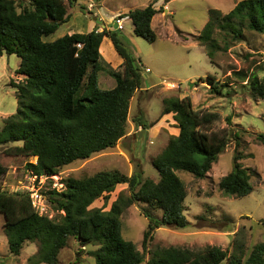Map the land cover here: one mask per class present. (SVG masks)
Masks as SVG:
<instances>
[{"label": "trees", "instance_id": "obj_1", "mask_svg": "<svg viewBox=\"0 0 264 264\" xmlns=\"http://www.w3.org/2000/svg\"><path fill=\"white\" fill-rule=\"evenodd\" d=\"M67 2L71 8H84L78 0ZM156 13L157 9L149 3L121 16L128 15L133 32L152 42L156 33L151 21ZM68 15L64 0H0V57L16 55L19 64L15 73L25 76L9 80L17 109L3 118L0 147H4L6 155L35 157V162H27V169L36 177H50L63 166L114 147L127 133L130 100L144 87L142 68L115 31L94 28L44 40L67 21ZM245 29L264 33V0H240L225 13L210 9L196 40L215 62L216 52L244 39ZM105 37L122 59L116 67L101 55L100 45ZM100 71L115 80L114 87L99 86ZM259 72H264V66L251 72L233 71L252 96L264 98V75L259 76ZM205 79L210 92L217 95H223L230 83L218 84L210 74ZM169 113L179 132L171 135L152 159L159 174L157 181L143 178L141 169L131 175L108 169L67 177L61 189L53 188L47 193L52 208L59 213L54 217L39 213L30 191L10 192L0 187V213L9 251L19 255L27 243L35 242L37 251L28 258V264H57L59 251L73 237L82 246H96L90 251L95 264H140L143 252L122 235L121 216L131 204L142 203L161 211L159 216L142 209L148 220L142 239L143 250L149 251L145 264H264V240L246 254L245 241L238 236L231 252L215 245L196 250L174 245L148 249L156 228L182 229L189 224L184 213L186 186L178 172L204 178L232 136L226 128L213 129L218 114L195 108L189 95L163 97L160 117ZM226 120L230 123L231 117ZM235 136H239L238 132ZM239 158L234 156L232 169L218 184L222 194L235 198L253 190L251 173ZM6 172L0 163V178ZM122 183L127 184L129 193H120L108 210L90 208L101 196L108 200L110 192Z\"/></svg>", "mask_w": 264, "mask_h": 264}, {"label": "rangeland", "instance_id": "obj_2", "mask_svg": "<svg viewBox=\"0 0 264 264\" xmlns=\"http://www.w3.org/2000/svg\"><path fill=\"white\" fill-rule=\"evenodd\" d=\"M64 1L69 12L67 21L43 39L52 41L65 34L87 32L100 26L115 31L142 68L144 87L131 98L127 133L114 147L63 166L50 177H36L27 169V162H35V157L6 155L4 147H0V163L7 168L0 178V187L10 192L30 191L39 213L54 217L59 213L52 208L47 193L53 188L61 189L67 177H83L108 169L131 175L141 169L143 178L157 181L159 174L152 159L162 151L168 138L179 132L172 113L160 117L162 99L189 95L195 108L218 114L213 129L226 128L232 136L204 178L178 172L186 186L184 213L189 224L182 229L156 228L148 249L174 245L196 250L215 245L231 252L238 236L244 239L247 254L254 244L264 240V98L252 96L245 82L239 80L233 71L251 72L264 66V33L245 29L244 39L233 42L225 51H217L213 62L196 38L209 18L210 9L225 13L240 0H78L85 9L77 5L71 8L67 0ZM149 3L157 9L151 21L156 33L154 41L136 35L130 18L122 23L123 29H117L115 21L119 15ZM104 40L106 42L100 45L101 55L116 67L122 61L118 62L119 56L109 50L107 40L110 39L105 37ZM18 64L19 58L14 54L0 58V130L5 115L17 109L14 89L8 83ZM145 67L149 72H145ZM4 70L7 72L3 75ZM208 74L214 75L218 84L230 81L223 89V95L210 92V84L205 79ZM258 74L262 76L264 72ZM98 80L101 88L109 87L108 81L115 84L105 71L98 73ZM191 82L193 86H190ZM169 83L178 87H169ZM228 116L231 117L230 123L226 120ZM235 155L240 156L239 161L251 173L253 185V190L240 198L222 194L218 186L220 179L232 169ZM122 192L129 193L126 183L117 184L108 200L101 196L92 202L90 208L108 210ZM142 209L161 215V211H154L146 204L133 203L121 216V232L143 252L140 264H145L149 251L143 250L142 239L148 220ZM3 224L4 217L0 213V261L28 264V258L37 251V244L27 243L19 255L12 254ZM95 248L94 245L82 246L69 237L67 245L59 251L57 264H95L90 255Z\"/></svg>", "mask_w": 264, "mask_h": 264}, {"label": "crops", "instance_id": "obj_3", "mask_svg": "<svg viewBox=\"0 0 264 264\" xmlns=\"http://www.w3.org/2000/svg\"><path fill=\"white\" fill-rule=\"evenodd\" d=\"M94 19H95V17H94ZM103 28V26L101 27H99L98 28V30H101ZM133 29V28H132ZM103 42H106L105 40L103 41ZM107 44H109V50L110 51H114L115 52V54L117 55V56H119L118 54H117V52L115 51V49H114V47H113V44H112V42H111V40H107ZM113 52V53H114ZM1 58V57H0ZM122 61V59H121V57L119 56V58H118V62H121ZM7 72V70H4V73H3V75L5 74ZM16 73H15V70H14V74L13 75H11L12 76V79H14V80H17V79H22V78H24L25 76L24 75H17V76H21V77H19V78H16ZM98 84H100V82H99V80H98ZM109 87H107V88H112V87H114V85L112 84V82H110V81H108V84H107ZM11 87V86H10ZM141 90V89H140ZM138 91V90H137ZM5 117H6V115H5Z\"/></svg>", "mask_w": 264, "mask_h": 264}, {"label": "built area", "instance_id": "obj_4", "mask_svg": "<svg viewBox=\"0 0 264 264\" xmlns=\"http://www.w3.org/2000/svg\"><path fill=\"white\" fill-rule=\"evenodd\" d=\"M127 19H129L128 15H124V16L119 15V17H117L116 21H115L117 29H119V30L123 29L122 23ZM77 46L80 47V44H77ZM145 72H149V69L147 67H145ZM169 87H176L177 88L178 85L176 86V84L169 83ZM31 197H32V195H31ZM34 197L36 198V195H34ZM32 200H33V198H32ZM33 203H34V200H33ZM34 206H35V204H34Z\"/></svg>", "mask_w": 264, "mask_h": 264}, {"label": "water", "instance_id": "obj_5", "mask_svg": "<svg viewBox=\"0 0 264 264\" xmlns=\"http://www.w3.org/2000/svg\"><path fill=\"white\" fill-rule=\"evenodd\" d=\"M190 86H193V83L192 82L190 83Z\"/></svg>", "mask_w": 264, "mask_h": 264}]
</instances>
